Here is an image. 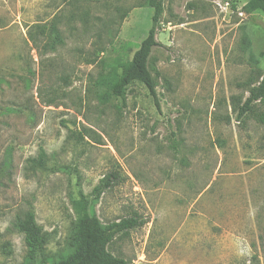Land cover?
<instances>
[{
    "label": "rangeland",
    "instance_id": "374dc122",
    "mask_svg": "<svg viewBox=\"0 0 264 264\" xmlns=\"http://www.w3.org/2000/svg\"><path fill=\"white\" fill-rule=\"evenodd\" d=\"M246 1H163L156 106L141 84L123 99L100 83L146 37L145 0H0V264H26L13 224L27 211L47 233L41 260L61 259L79 192L104 224L145 221L109 245L132 264H264L263 107L233 110L264 72V15Z\"/></svg>",
    "mask_w": 264,
    "mask_h": 264
},
{
    "label": "trees",
    "instance_id": "16d2710c",
    "mask_svg": "<svg viewBox=\"0 0 264 264\" xmlns=\"http://www.w3.org/2000/svg\"><path fill=\"white\" fill-rule=\"evenodd\" d=\"M164 0H145V5L152 8V23L146 37L140 42L130 60L122 64L119 74L113 72L111 76H103L100 79L101 85L106 88L108 94L123 98L128 87L132 84L143 85L149 95L153 98L156 106L157 81L152 75V65L150 63L151 53L159 42L156 39V27L160 20ZM246 14L261 12L264 15V0H247L243 5ZM43 30V28L41 29ZM49 32L53 34L50 47L58 39V31L54 24H51ZM250 45L249 39L245 38V46ZM119 81L114 83L115 79ZM243 89L247 96L241 99L235 98L236 104L233 110L237 112V118H242L247 113L253 112V105L259 101L262 110L256 114V120L264 125V72L257 68L254 75H250L243 83ZM108 96V95H107ZM234 99V98H232ZM31 167H42L44 165V154L31 159ZM111 177H115L114 174ZM110 175L105 176L100 183L92 190L94 198L97 199L110 185ZM79 196L72 200V209L75 220L72 225V232L69 236L68 252L54 264H132L131 261L114 255L109 250V245L116 239L127 237L129 232L142 226L145 221L137 214L116 219L108 223H102L95 213L89 211V201L87 197L79 192ZM16 230L23 234L26 245V264H46L44 250L47 244V233L39 226L32 211L25 212L14 221Z\"/></svg>",
    "mask_w": 264,
    "mask_h": 264
},
{
    "label": "built area",
    "instance_id": "2783aa9c",
    "mask_svg": "<svg viewBox=\"0 0 264 264\" xmlns=\"http://www.w3.org/2000/svg\"><path fill=\"white\" fill-rule=\"evenodd\" d=\"M242 14V13H241Z\"/></svg>",
    "mask_w": 264,
    "mask_h": 264
}]
</instances>
